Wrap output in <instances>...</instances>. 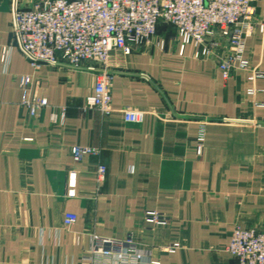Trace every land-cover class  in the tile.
Returning <instances> with one entry per match:
<instances>
[{
	"label": "crops",
	"instance_id": "1",
	"mask_svg": "<svg viewBox=\"0 0 264 264\" xmlns=\"http://www.w3.org/2000/svg\"><path fill=\"white\" fill-rule=\"evenodd\" d=\"M253 6L245 58L264 69V0ZM11 10L12 0H0V264H82L93 235H131L142 264H237L227 252L235 227L264 225V80L242 70L225 79L215 61L194 59L192 47L180 56L175 31L160 27L164 52L145 43L130 55L112 53L114 112L86 115L96 73L66 64L34 69L14 40ZM23 76L50 103L33 121L21 104ZM59 108L65 122L53 124ZM126 109L143 112L144 122L127 123ZM75 146L100 154L75 163ZM148 211L170 224L153 227ZM66 214L78 218L70 228ZM175 240L182 248L166 253Z\"/></svg>",
	"mask_w": 264,
	"mask_h": 264
},
{
	"label": "built area",
	"instance_id": "2",
	"mask_svg": "<svg viewBox=\"0 0 264 264\" xmlns=\"http://www.w3.org/2000/svg\"><path fill=\"white\" fill-rule=\"evenodd\" d=\"M255 0H12L13 36L30 60L34 69L42 64H66L74 68L99 70L93 93L82 107L84 114L98 111L103 115L114 112L112 99L113 74L109 61L112 53L130 55L143 44H153L161 51L166 40L159 36L160 27L176 33L179 54L184 56L193 48V58L215 61L225 79L237 71L250 73L249 80H264V69L253 67L245 58L246 40L254 32L257 12ZM264 33V23H259ZM11 48L2 49V63L7 66ZM21 104L27 109L30 121L50 107L49 100L41 97L31 76L20 79ZM256 89H250L254 95ZM125 121L139 125L145 114L126 109ZM66 111L59 108L51 115L53 124H64ZM197 150L201 153L205 135H200ZM100 150L75 146L72 158L80 163L87 156H98ZM107 169L100 166L97 185L102 188ZM75 197V191H69ZM78 218L66 214L64 226L72 227ZM146 222L153 227L170 224V218L160 211H148ZM93 247L82 264H142L145 255L136 247L129 235L126 239L93 235ZM177 240L166 248L173 254L181 249ZM228 254L237 264H264V225L260 230L236 226ZM151 264H160L151 262Z\"/></svg>",
	"mask_w": 264,
	"mask_h": 264
},
{
	"label": "water",
	"instance_id": "3",
	"mask_svg": "<svg viewBox=\"0 0 264 264\" xmlns=\"http://www.w3.org/2000/svg\"><path fill=\"white\" fill-rule=\"evenodd\" d=\"M71 67V66H70ZM71 68H74V67H71ZM89 71H92V70H89ZM92 72H95V73H99V72H101V71H99V70H95V71H92ZM111 74H113V72H110Z\"/></svg>",
	"mask_w": 264,
	"mask_h": 264
}]
</instances>
